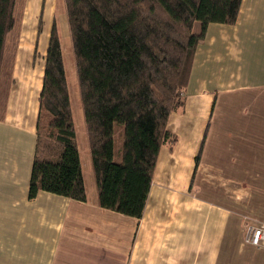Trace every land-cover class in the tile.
Returning <instances> with one entry per match:
<instances>
[{
    "label": "crops",
    "instance_id": "crops-1",
    "mask_svg": "<svg viewBox=\"0 0 264 264\" xmlns=\"http://www.w3.org/2000/svg\"><path fill=\"white\" fill-rule=\"evenodd\" d=\"M34 50L11 57L0 108V264H264L244 227L264 215V0L208 26L141 218L100 205L88 159L87 201L29 198L44 76Z\"/></svg>",
    "mask_w": 264,
    "mask_h": 264
},
{
    "label": "trees",
    "instance_id": "trees-1",
    "mask_svg": "<svg viewBox=\"0 0 264 264\" xmlns=\"http://www.w3.org/2000/svg\"><path fill=\"white\" fill-rule=\"evenodd\" d=\"M99 202L141 218L170 115L185 103L198 44L211 23L236 22L243 0H63ZM17 0H0V86ZM200 22L202 29L195 32ZM42 28H39V32ZM39 96L29 198L48 191L88 200L65 52L55 19ZM122 126L120 162L115 161Z\"/></svg>",
    "mask_w": 264,
    "mask_h": 264
},
{
    "label": "rangeland",
    "instance_id": "rangeland-1",
    "mask_svg": "<svg viewBox=\"0 0 264 264\" xmlns=\"http://www.w3.org/2000/svg\"><path fill=\"white\" fill-rule=\"evenodd\" d=\"M15 16L17 23L15 28L11 31L7 43V51L5 55L4 70L2 75V89L0 92V108L7 107L10 96L9 82L11 77V67L13 65V57L19 47L31 45L34 51L42 52L47 47V40L50 38L53 23L56 19L58 23V29L61 33L63 48L65 52L66 70L69 82V91L71 101L74 108V117L78 129V144L81 153V158L86 165L87 159L92 163V157L90 152L89 140L86 134V123L84 117V110L82 99L80 95V87L78 82V76L75 66V57L72 50V41L69 33L68 22L66 17V11L63 0H17L15 8ZM39 28L42 31L39 32ZM202 29L200 22L195 25V32L199 33ZM41 41L38 50V41ZM46 53V50H45ZM44 53V54H45ZM10 79V80H9ZM3 111H0L2 114ZM122 126H117L115 132L116 138V155L115 161L120 162L121 149H122ZM90 163V162H89ZM86 175L93 174L88 170H85ZM87 176V177H88ZM93 182V181H92ZM89 186L90 181H88ZM95 184V183H94ZM96 186V184H95ZM253 222H244L245 232H248L250 224L260 225L264 223L262 218L264 215H255ZM260 218V219H259ZM254 245V244H253ZM255 245V246H263Z\"/></svg>",
    "mask_w": 264,
    "mask_h": 264
},
{
    "label": "built area",
    "instance_id": "built-area-1",
    "mask_svg": "<svg viewBox=\"0 0 264 264\" xmlns=\"http://www.w3.org/2000/svg\"><path fill=\"white\" fill-rule=\"evenodd\" d=\"M247 240L254 245L264 244V223L249 227Z\"/></svg>",
    "mask_w": 264,
    "mask_h": 264
}]
</instances>
